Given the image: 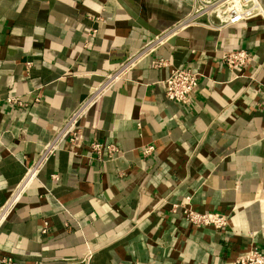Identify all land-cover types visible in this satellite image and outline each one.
<instances>
[{"label":"crops","instance_id":"0c3cea01","mask_svg":"<svg viewBox=\"0 0 264 264\" xmlns=\"http://www.w3.org/2000/svg\"><path fill=\"white\" fill-rule=\"evenodd\" d=\"M193 3L131 0L149 30L117 0H0V209L102 76ZM175 36L87 110L80 142L63 141L41 166L0 225V264H82L89 252V264H229L264 250V17ZM234 49L251 53L246 68L220 62ZM158 58L166 64L152 66ZM173 68L199 74L187 104L165 95ZM92 140L120 153L98 159ZM187 198L229 214V226L171 211Z\"/></svg>","mask_w":264,"mask_h":264},{"label":"built area","instance_id":"2783aa9c","mask_svg":"<svg viewBox=\"0 0 264 264\" xmlns=\"http://www.w3.org/2000/svg\"><path fill=\"white\" fill-rule=\"evenodd\" d=\"M256 17H264V8L258 0H194L190 12L179 21L161 30L135 52L129 54L114 70L104 74L101 81L95 85L83 98L80 104L71 112L61 126L54 132L53 136L42 145L36 158L30 166L21 182L15 187L11 195L0 209V225L5 220L19 196L36 176L38 170L46 162L48 157L60 148L63 141H68L72 145L80 142V129L78 122L87 110L110 89L115 82L125 77L126 73L133 68L144 57L149 56L158 46L167 42L180 31L195 25L213 26L223 28L241 21ZM215 21V23H213ZM220 62L229 68H246L252 61L251 53L246 49L224 50L220 53ZM152 66H164L165 60L153 59ZM198 73L189 68H173L164 79L165 95L168 99L187 104L197 86ZM262 97H264V85L261 86ZM8 101L14 98H7ZM90 152L98 159H112L120 153L114 144H103L97 140L89 143ZM152 144L141 148L144 156L153 151ZM55 177V176H54ZM184 203H172L171 211L180 210L188 223L195 227L210 226L215 229H226L230 224V216L224 212L207 211L198 212L189 205V198ZM91 253H87L82 259V264H89ZM229 264H264V250L256 246H251L247 250L240 252Z\"/></svg>","mask_w":264,"mask_h":264},{"label":"water","instance_id":"95a60500","mask_svg":"<svg viewBox=\"0 0 264 264\" xmlns=\"http://www.w3.org/2000/svg\"><path fill=\"white\" fill-rule=\"evenodd\" d=\"M119 4L126 10V12L142 27L146 29H150V26L145 22L142 18L138 16V14L135 12L133 8L129 6L131 0H117ZM160 30H156L153 34H158ZM176 36H172L167 40V43L172 44L176 40Z\"/></svg>","mask_w":264,"mask_h":264}]
</instances>
